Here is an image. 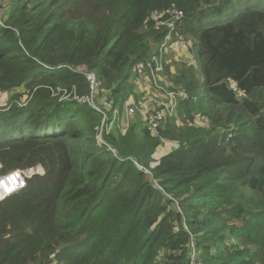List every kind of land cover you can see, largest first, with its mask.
<instances>
[{
	"label": "trees",
	"instance_id": "trees-1",
	"mask_svg": "<svg viewBox=\"0 0 264 264\" xmlns=\"http://www.w3.org/2000/svg\"><path fill=\"white\" fill-rule=\"evenodd\" d=\"M4 24L1 172H45L0 202V264H264V0H9ZM154 53L178 95L157 134L51 94L88 93L85 65L121 113Z\"/></svg>",
	"mask_w": 264,
	"mask_h": 264
},
{
	"label": "built area",
	"instance_id": "built-area-1",
	"mask_svg": "<svg viewBox=\"0 0 264 264\" xmlns=\"http://www.w3.org/2000/svg\"><path fill=\"white\" fill-rule=\"evenodd\" d=\"M184 16L183 11H173V18H182ZM151 17L155 19L157 25H170L173 26V22L164 21L161 19V15L156 11H152ZM0 25L5 26L2 12L0 10ZM171 37L168 35L166 39L158 45V49L161 53H169L173 48H178L181 44L185 46L183 39L180 40H170ZM170 47V48H169ZM78 71H81L86 76V79L89 83V92L81 93L76 84L71 86L57 85L56 87L50 86L51 94L53 97H56L59 101H68L75 100L81 104H87L92 107L97 113L103 115L104 121L102 125H105L110 118V111H113L115 120L116 116L119 115L118 109H113V102L109 95L98 96L99 93V78L96 73L90 71L85 65H79L75 68ZM163 71V63L160 54H153L147 61L139 62L135 66V73L138 78L147 79L154 86L159 87L164 90L167 94L165 99H157L152 96L148 100L142 102L138 101L135 98L128 99L124 104V111L127 114V118L135 116L137 110L139 109L138 104H141L140 110L144 117L146 118V127L157 134L162 123L168 118L176 115L177 105H178V95L166 89L159 83V77ZM231 88L237 90L235 84L231 85ZM182 98H188V95L184 92L179 94ZM149 102L153 104L149 105ZM98 142L106 144V140L103 138L102 134L98 135ZM144 170V169H143ZM145 172L150 174V171L145 169ZM45 170L42 165H36L34 167H29L25 169H14L7 173H1L0 165V202L11 197L12 195L22 191L29 184L30 179L36 174H44ZM151 175V174H150ZM154 186L161 190L162 187L158 183L154 182ZM192 260L191 264H202L198 261L194 248L191 252Z\"/></svg>",
	"mask_w": 264,
	"mask_h": 264
},
{
	"label": "rangeland",
	"instance_id": "rangeland-1",
	"mask_svg": "<svg viewBox=\"0 0 264 264\" xmlns=\"http://www.w3.org/2000/svg\"><path fill=\"white\" fill-rule=\"evenodd\" d=\"M8 6H9V0H0V10H1V12H2V15H3V19H4V17H6V11H7V8H8ZM171 40V39H170ZM170 48V47H169ZM173 50L171 49L170 51H169V53H168V55L172 52ZM136 74V73H135ZM160 80H159V83H160V85H162L163 87H167L166 86V80H165V78H164V76H163V74H161L160 75ZM131 81L133 82V87H134V89L136 88L137 89V86H139V89L141 90V93L139 94V97H138V101H141L142 100V102L143 101H145V100H148L149 99V97L150 96H152L153 98H157V99H165V97L167 96V94H166V92L164 91V90H162V89H160L159 87H157V86H154L150 81H148L147 79H141V78H138V76H136L135 75V77L133 78H131ZM73 85V84H72ZM107 95H109L110 97H112V94L111 93H109V91H107V93H106ZM106 94H104V95H106ZM104 95H100L99 93H98V96H104ZM10 97H11V93H7V92H0V105L1 104H5V103H7L9 100H10ZM150 104H153V102H149V105ZM138 106H139V109L137 110V113H136V117L139 115V116H141V118H140V124H141V126L142 125H145V123H143V121H142V118H143V114H142V112H141V110H140V107H141V104L139 103L138 104ZM132 117V116H131ZM131 117H129V118H127V114L125 113V111L123 110V112H121V113H119V115H117L116 116V118H115V120H114V122L116 123H118L120 120H124V121H122V122H120V124L122 125V127L123 128H127L128 126H129V124L132 122V118ZM104 121V118H103V115H102V122ZM115 123H113V126H114V124ZM93 126L94 127H98V123H94L93 124ZM146 127V126H145ZM172 148V144H170L169 142L167 143L166 142V145H165V147L163 148V153L165 152V151H168V150H170ZM158 155V153H156V155L155 156H157ZM141 169H144V168H142L141 166H139ZM2 173V172H1Z\"/></svg>",
	"mask_w": 264,
	"mask_h": 264
},
{
	"label": "clouds",
	"instance_id": "clouds-1",
	"mask_svg": "<svg viewBox=\"0 0 264 264\" xmlns=\"http://www.w3.org/2000/svg\"><path fill=\"white\" fill-rule=\"evenodd\" d=\"M81 72V71H80ZM97 75V74H96ZM39 165V164H38ZM41 165V164H40ZM17 169H25V168H17ZM14 170V169H12ZM45 170V169H44ZM11 171V170H10ZM9 172V171H8ZM7 173V172H6ZM4 174V173H3ZM15 195V194H14ZM13 196V195H12ZM10 198V197H9ZM8 199V198H7ZM6 200V199H5ZM4 201V200H3Z\"/></svg>",
	"mask_w": 264,
	"mask_h": 264
},
{
	"label": "crops",
	"instance_id": "crops-1",
	"mask_svg": "<svg viewBox=\"0 0 264 264\" xmlns=\"http://www.w3.org/2000/svg\"><path fill=\"white\" fill-rule=\"evenodd\" d=\"M140 92H141V90H140ZM170 144H172V145H173V143H170Z\"/></svg>",
	"mask_w": 264,
	"mask_h": 264
}]
</instances>
